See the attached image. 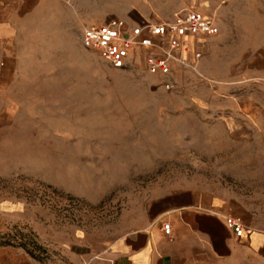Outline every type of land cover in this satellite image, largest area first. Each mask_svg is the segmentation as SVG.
<instances>
[{
	"label": "rangeland",
	"instance_id": "obj_1",
	"mask_svg": "<svg viewBox=\"0 0 264 264\" xmlns=\"http://www.w3.org/2000/svg\"><path fill=\"white\" fill-rule=\"evenodd\" d=\"M80 6L91 19L49 22L46 45L18 53L21 81L0 117V247L68 261L77 243L112 240L180 188L239 201L264 230V0ZM188 9L212 15L219 33L199 40L194 64L190 50L171 89L140 60L113 69L81 44L85 26L111 17L135 24Z\"/></svg>",
	"mask_w": 264,
	"mask_h": 264
},
{
	"label": "crops",
	"instance_id": "obj_2",
	"mask_svg": "<svg viewBox=\"0 0 264 264\" xmlns=\"http://www.w3.org/2000/svg\"><path fill=\"white\" fill-rule=\"evenodd\" d=\"M91 2L0 0V117H7L14 86L21 81L18 69L25 65L18 53L46 45L49 22L71 21L79 28L91 19L88 7L80 5ZM230 215L245 225L243 236L236 237L226 226ZM162 223L170 224V235L164 234ZM68 252V261L42 262L24 244L11 245L0 247V264H242L255 256L264 260V230L253 226L250 209L239 201L180 188L153 197L136 223L112 240L79 242Z\"/></svg>",
	"mask_w": 264,
	"mask_h": 264
},
{
	"label": "built area",
	"instance_id": "obj_3",
	"mask_svg": "<svg viewBox=\"0 0 264 264\" xmlns=\"http://www.w3.org/2000/svg\"><path fill=\"white\" fill-rule=\"evenodd\" d=\"M218 33L219 25L212 15L188 9L169 19L135 24L111 17L100 25L85 26L81 44L113 69H124L140 60L149 74L161 78L165 89H171L175 69L192 64L188 59L190 50L194 64L201 57L199 40ZM225 224L236 237L243 236L245 225L240 219L226 216ZM161 226L164 234L170 235V224Z\"/></svg>",
	"mask_w": 264,
	"mask_h": 264
}]
</instances>
